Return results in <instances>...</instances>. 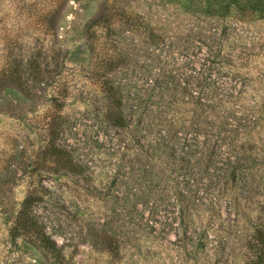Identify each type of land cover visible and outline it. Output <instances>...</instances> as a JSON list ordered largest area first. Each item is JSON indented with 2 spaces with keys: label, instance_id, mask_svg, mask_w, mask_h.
<instances>
[{
  "label": "rangeland",
  "instance_id": "1",
  "mask_svg": "<svg viewBox=\"0 0 264 264\" xmlns=\"http://www.w3.org/2000/svg\"><path fill=\"white\" fill-rule=\"evenodd\" d=\"M28 194L67 264H245L264 0H0V264H57L9 238Z\"/></svg>",
  "mask_w": 264,
  "mask_h": 264
},
{
  "label": "trees",
  "instance_id": "2",
  "mask_svg": "<svg viewBox=\"0 0 264 264\" xmlns=\"http://www.w3.org/2000/svg\"><path fill=\"white\" fill-rule=\"evenodd\" d=\"M106 23L107 20L105 12H101L92 21L88 23L87 33L91 31H93L94 33V30H96L98 27L104 28L106 26ZM90 38L91 36L86 35V40H89ZM108 88L107 91L110 93L109 96L113 95V91L110 89V87ZM125 123L127 124V122ZM125 123L121 116H117L113 121L114 126L120 129L126 127ZM174 149V146L171 147L172 152H174ZM187 153H190V155L195 156L194 162L197 163V161L199 160V158H196L198 155L197 149L192 150L190 152H186V154L184 153L183 158L185 160L182 158H178L179 162H187L185 158ZM225 162H227V160ZM188 163H190L189 160ZM182 171L183 173H186L187 171L189 172V168L188 166H186V164L182 165ZM209 190L220 193V187L216 185H213ZM30 192L32 193L33 190H31ZM36 200V196L34 197L33 194H28L27 198L22 203L21 209L16 215V218L13 221L9 232V238L12 244H14L18 239L24 238V240H26L30 245L44 252V254L54 260L57 264L69 263L70 260L67 259L66 255L63 254V249L60 247L58 248L56 244H54L45 233H43V231L37 226L34 221H32V219L27 214L28 208H30L32 204L36 202ZM252 239V246L255 250L252 255L254 256L251 259H247L245 264H264V228L262 226L256 228Z\"/></svg>",
  "mask_w": 264,
  "mask_h": 264
}]
</instances>
